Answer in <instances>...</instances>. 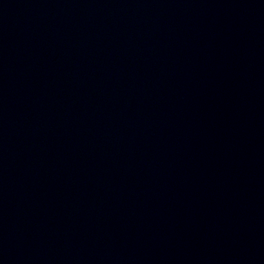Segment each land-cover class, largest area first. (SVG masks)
<instances>
[{"label":"water","instance_id":"1","mask_svg":"<svg viewBox=\"0 0 264 264\" xmlns=\"http://www.w3.org/2000/svg\"><path fill=\"white\" fill-rule=\"evenodd\" d=\"M0 264H264V0H0Z\"/></svg>","mask_w":264,"mask_h":264}]
</instances>
